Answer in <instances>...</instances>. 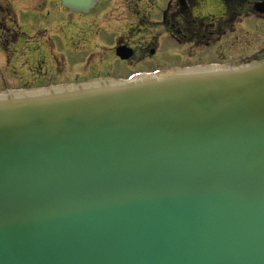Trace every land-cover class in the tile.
I'll list each match as a JSON object with an SVG mask.
<instances>
[{
  "label": "water",
  "instance_id": "obj_1",
  "mask_svg": "<svg viewBox=\"0 0 264 264\" xmlns=\"http://www.w3.org/2000/svg\"><path fill=\"white\" fill-rule=\"evenodd\" d=\"M0 264H264V60L0 93Z\"/></svg>",
  "mask_w": 264,
  "mask_h": 264
},
{
  "label": "flooded vegetation",
  "instance_id": "obj_2",
  "mask_svg": "<svg viewBox=\"0 0 264 264\" xmlns=\"http://www.w3.org/2000/svg\"><path fill=\"white\" fill-rule=\"evenodd\" d=\"M92 1V7L84 11L71 9L63 0H46L55 4V8H49L45 13L36 11L31 2L26 6L22 2L20 7L29 10L24 13L34 18L26 22L28 28L32 26V29L33 26L51 28L49 25L42 26L37 18L51 20L53 16L52 19L60 27L66 25L69 19H79L83 23L86 20H112L130 15L138 22L119 35L111 47L110 58L119 60L132 70L147 64L167 62L172 49L174 55L176 52L182 54L184 50H190L192 57L208 53L212 55L209 62L219 64H241L264 58V12L256 10V6L264 3V0ZM16 7L15 0H0V20L11 16ZM10 44V40H7V46ZM120 46L132 50L129 58L117 56L116 51ZM163 55L167 59L163 60ZM132 70L131 73H136L150 69ZM34 75L36 79L39 78L36 82L48 77L40 70Z\"/></svg>",
  "mask_w": 264,
  "mask_h": 264
},
{
  "label": "rangeland",
  "instance_id": "obj_3",
  "mask_svg": "<svg viewBox=\"0 0 264 264\" xmlns=\"http://www.w3.org/2000/svg\"><path fill=\"white\" fill-rule=\"evenodd\" d=\"M45 1L35 0L34 3V0H15L16 10H13L11 16L0 20V91L48 82L59 84L74 77L85 81L111 76L107 73L125 76L131 72L132 68L110 58L111 47L127 27L134 26V22L138 21L127 14L112 20H84L83 23L79 19H69L66 25L59 27L52 16L51 20L37 18L42 26L49 25L50 30L35 26L33 29L32 26L28 28L26 22L34 18L24 13L29 10L21 9L22 2L24 6L31 2L36 11L44 13L49 8H55V4ZM7 40L11 42L9 46ZM174 52L172 49L167 62L134 67L133 70L211 63L212 55L208 53L192 57L190 50H184L182 54L176 52L175 55ZM162 59L167 58L163 55ZM39 70L49 77L40 83L36 82L39 78L36 79L34 75Z\"/></svg>",
  "mask_w": 264,
  "mask_h": 264
}]
</instances>
